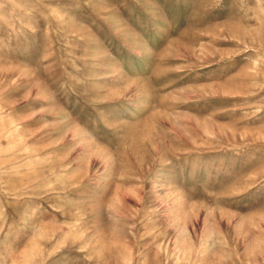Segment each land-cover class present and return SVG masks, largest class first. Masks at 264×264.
I'll use <instances>...</instances> for the list:
<instances>
[{
	"label": "rangeland",
	"instance_id": "374dc122",
	"mask_svg": "<svg viewBox=\"0 0 264 264\" xmlns=\"http://www.w3.org/2000/svg\"><path fill=\"white\" fill-rule=\"evenodd\" d=\"M0 264H264V0H0Z\"/></svg>",
	"mask_w": 264,
	"mask_h": 264
}]
</instances>
